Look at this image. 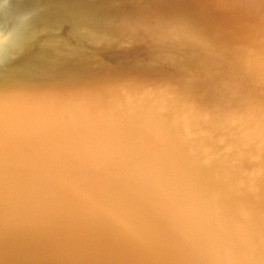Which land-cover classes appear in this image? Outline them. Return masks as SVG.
I'll return each instance as SVG.
<instances>
[{"label": "bare ground", "instance_id": "bare-ground-1", "mask_svg": "<svg viewBox=\"0 0 264 264\" xmlns=\"http://www.w3.org/2000/svg\"><path fill=\"white\" fill-rule=\"evenodd\" d=\"M89 1L3 49L0 264H264V3Z\"/></svg>", "mask_w": 264, "mask_h": 264}, {"label": "water", "instance_id": "water-1", "mask_svg": "<svg viewBox=\"0 0 264 264\" xmlns=\"http://www.w3.org/2000/svg\"><path fill=\"white\" fill-rule=\"evenodd\" d=\"M0 2L3 3L2 5H4V7L9 6V8L10 7L12 8V11H13L12 15L8 16V17H10L12 19V25L15 26V28H14V30H12V32H7V34H5L4 32L2 34L0 33V66L10 67V65H12V66L17 65L18 61L19 62L22 61L25 66H24V68L20 69L21 72H25V73L29 72L27 68L30 69V72H31V69H34V70L36 69V71H37L36 73H40V72L45 73V72H48V70H51L52 67L47 66V67H45V70L42 71L43 68H41V65L43 63H45V61H49V60H46V57H44V56H42V57L39 56V58L38 57L37 58L32 57L33 61L29 62L28 61L29 59H27V58L23 57L24 59H22L21 56L12 55L13 58L15 57L18 60V61L14 62V61L8 60V59H6V57H4L5 53L8 51L7 50L3 51V49H5L4 47L9 46V45H10V47H9L10 51H12V45L15 46L14 47L15 50H16V47L19 48V45L21 42L18 41V38L14 39L15 37L12 38V36L21 34L19 32L22 31V28H23L22 26L25 27L26 24H31V26L32 25H38V24H40L41 26L44 25V22H42V20L45 21L44 18L47 17L46 15L49 12L50 13H49L48 19L54 18L53 21H55L56 19L57 20L59 19L58 13L61 14L60 18H62V17L66 18L68 16V14H67V12H65L63 10V6L55 7V4H61L62 2H59V0H0ZM53 8H56L55 9L56 11L53 10L54 12H52L51 9H53ZM48 9H49V11H48ZM16 11L21 12V14H20V17H22L21 22L19 20H17L18 16H15V14H19ZM52 13H54V14H52ZM50 14L53 16L51 17ZM44 15H45V17H43ZM2 17H4V16H2ZM2 17L0 16V24L3 21V20H1V19H3ZM40 19H42V20H40ZM7 62L10 64L6 65ZM18 67H20V66H18ZM21 67H23V65H21ZM53 68H55V67H53ZM58 68H60V67H58ZM48 74H52V73H48Z\"/></svg>", "mask_w": 264, "mask_h": 264}, {"label": "rangeland", "instance_id": "rangeland-1", "mask_svg": "<svg viewBox=\"0 0 264 264\" xmlns=\"http://www.w3.org/2000/svg\"><path fill=\"white\" fill-rule=\"evenodd\" d=\"M87 0H59V2H62L61 4H55V7H57V6H63V10L65 11V12H68L69 14H74V12H77L78 14H84L83 16H88V18H92V20H93V22H97V23H102V24H105V25H107L108 23H110L111 25H114V23H116V21L118 20V17H119V12H118V8L119 7H116V5L115 4H110L107 8H108V10H106V13H104V15L103 14H101V13H97V12H94L93 11V7L91 6H87V2H86ZM89 1V0H88ZM121 1H124V0H121ZM126 1V0H125ZM124 1V2H125ZM90 3H91V5H93L94 3L93 2H91V1H89ZM123 2V3H124ZM260 2L261 3H264V1L263 0H260ZM93 3V4H92ZM95 5V4H94ZM114 6L116 7V8H114ZM88 7V8H87ZM101 11H102V9H101V7H99V6H97ZM52 8V7H51ZM87 8V9H86ZM56 8H53V9H51V11L52 12H54V11H56L55 10ZM54 10V11H53ZM48 11H49V9H48ZM47 11V12H48ZM12 8H11V12H10V14L9 15H7V16H5V18H7L6 20H4V27H10L11 25H12V19L10 18V17H8V16H11L12 15ZM17 12V11H16ZM17 13H19V14H15V16H18L17 17V20H19L20 22H21V18L22 17H20V14H21V12L19 11V12H17ZM50 13V12H49ZM49 13H47V17L46 18H44L45 19V21H47V22H49V25H48V27H49V29L52 31V35L53 36H55V35H60V36H62L63 34H54V30L56 29V28H53L54 27V25L56 26V27H58L61 31H63L64 29H63V26L65 25V24H67L68 25V28H69V32H70V35L71 36H75L76 34L74 33V31H76L77 32V28L75 27V24H76V19L74 18L73 19V21L72 22H74L75 24H70L69 23V19L67 20H65L64 19V17H62V18H60V16H61V14L60 13H58L59 14V19L57 20H55V21H53V19L54 18H52V19H48V17H49ZM67 13V14H68ZM95 13V14H94ZM52 14H54V13H52ZM89 14V15H88ZM98 14V15H97ZM50 16L52 17L53 15H51L50 14ZM101 16H103V17H101ZM43 17H45V15L43 16ZM9 18V19H8ZM70 18H72L71 16H70ZM11 20V21H10ZM40 20H42V19H40ZM71 20V19H70ZM45 21H43L42 20V22H44V25H32L31 26V24H26V26L24 27V26H22L23 27V29H24V32H26L27 33V35L28 36H31V34H32V36L33 37H35V35H36V32L38 33V31H40L41 33L42 32H45V30H44V27H45ZM108 22V23H107ZM78 25V24H77ZM35 28H38V30L35 32ZM33 32H34V34H33ZM25 33V34H26ZM39 34V33H38ZM64 39V38H63Z\"/></svg>", "mask_w": 264, "mask_h": 264}]
</instances>
